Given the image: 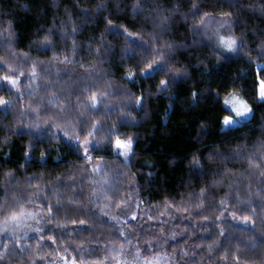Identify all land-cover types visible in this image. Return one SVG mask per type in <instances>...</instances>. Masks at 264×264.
<instances>
[{"label":"trees","instance_id":"obj_1","mask_svg":"<svg viewBox=\"0 0 264 264\" xmlns=\"http://www.w3.org/2000/svg\"><path fill=\"white\" fill-rule=\"evenodd\" d=\"M134 2L123 0V3ZM172 2L157 0L164 7ZM195 2L203 11L212 14L214 19L209 23L213 28L218 27L219 21L224 19L219 15L220 12H232L237 21L233 25L236 34L247 32L245 51L251 57H257L259 46L264 42V16L260 14L264 11V0H242L238 8L230 7V0ZM100 3L107 4L113 11H100L97 7ZM192 3L193 0H184L180 11L188 12ZM85 12H90L91 16L85 15ZM146 16L147 13L132 16L130 9H124L123 14H114L110 0H0V77L23 74L18 75L19 83L16 86L0 80V97L12 101V106L7 110L4 105H0V181H7L8 177L4 173L8 171L14 172L19 179L14 189L0 184V197L13 191L17 195H26L21 189L28 186V178L32 176H39L40 179L32 180L31 184H38L46 190L52 187L58 190L57 195L46 192L56 213L51 221L45 223L41 220L36 225L29 220L27 223L32 224L33 228L28 230L27 238H23V231L17 233L19 243L4 239V234L0 233V240L8 244L12 253L9 264H31L33 260L35 264H54L60 259H67V255L78 264L81 259L87 264H98V261L110 264L115 263L116 259L125 258L131 264L133 257L129 259L127 252L137 254L134 246L141 249L138 255L147 259L162 251L171 256L174 251L178 253L180 249H186L189 256H184L182 260L176 257L180 264H196L197 261L199 264H237L235 256L240 257L239 264H245V261L249 264H264V208L257 206L259 197L256 195L257 190L264 187V177L244 171L248 169L245 161L229 164L228 167L237 176L243 171L240 179L244 182L229 189V182L225 181L218 188L210 189L209 198L204 201L203 207L197 208L195 192L210 177L189 176L193 171L190 167L193 155L203 161L204 156L212 151V145L225 150V145L220 144L221 140L228 142L229 147L238 143L251 147L253 142L264 139V133L259 131L264 126L261 124L264 120V107H258L252 102L256 92L254 84L258 76L264 78V72L258 73L256 63H249L243 53L238 58L234 55L228 60L214 54V44L209 46L204 35L192 31L200 19L197 17L188 19L187 24L177 19L171 31L164 36L166 40L173 39L178 44L188 45L187 48L176 50L172 71L182 72L186 68L190 78L179 84L173 83L167 92H158L157 85L160 79L170 77L171 72L161 73L155 81L147 82L139 80L137 76L139 86L130 83L123 79V73L132 70L137 60H126L124 63L127 67H120V52L127 41L122 36L112 34L104 17L116 25H123L129 31L146 28L147 31L142 35L145 40H150L149 33L155 29L150 23H144ZM93 19L95 22H92ZM134 22L139 23L134 26ZM81 25L84 26L83 30L73 35V27ZM50 28L55 34L45 40ZM8 33L12 34L10 40ZM73 41L82 50L76 53L77 58L83 57V63L96 64L103 69L98 74L104 80L111 81L110 87L115 93L108 97V102L123 110L109 112L107 115L90 113L92 120H99L103 125L97 131L96 138L101 140L103 146L109 135L107 129L115 126L119 133L126 132L136 140L135 155L128 164L122 157L110 150L105 151L103 147L90 153L94 157H104L103 161L93 160V163L105 166L104 172L99 174L82 171L87 164L82 155L69 150L67 138L57 139L53 137V132L44 131L43 122L49 121L54 111H49L52 108L48 103L51 95L57 93L60 97L57 104L63 102L67 106L65 115H76L73 104L78 88L73 85V81L93 71L91 68L81 69L79 65H67L68 68L76 69L72 76L62 79L56 77L55 68L65 66L60 65L54 57L60 55L62 59V54H71ZM48 43L54 46L53 49H44L43 45ZM89 43L91 49L88 48ZM109 46L113 47V52L109 54L110 62L105 60L100 64V60L105 57L88 54L97 47L107 49ZM33 64L36 65L38 76L44 79L29 78ZM48 64L53 67L45 71ZM50 82L56 86L47 88ZM108 87V84H97V88ZM233 88L252 103L256 109V119L246 127H239L236 132H226L221 130L218 123L226 113L222 102H216L217 93L224 96ZM193 92L199 93V102L195 104ZM142 93L150 98L144 110L140 111L132 105L135 97ZM80 99L83 101L82 96ZM82 111L88 112L86 108ZM36 112L40 113L39 117ZM128 113H131V118L126 126H122L123 117ZM33 125H38V128ZM201 152L204 155H200ZM221 163L213 161L214 165ZM56 177H60L59 182ZM189 179L192 180L191 184L188 183ZM105 180L107 184H104ZM73 181H80L81 184L65 187ZM81 190V203H71ZM93 190L100 197V206L109 205L105 209L107 216L103 213L97 216L96 205L89 203L94 199L90 195ZM236 193H239L241 200L253 202L255 214L234 199ZM60 196L63 197L62 206L57 212L55 205ZM260 196H264V191L260 192ZM106 197H111V200ZM221 199L226 201L224 207L228 211L217 219L223 209L214 205ZM121 200L125 203L120 204ZM4 203L11 201L6 200ZM42 203V200H38L35 207L39 208ZM26 206L30 209L33 207ZM86 208H92L93 211L87 212ZM184 208L189 211H183ZM201 211L202 215L198 216L197 212ZM231 211H236L238 215L252 216L257 221L256 230L232 221L229 215ZM47 216L45 207L44 217ZM111 216H116L117 220L112 221ZM204 216L209 218L208 221L203 219ZM79 219L88 221V225L72 224V220ZM164 221L161 228V222ZM36 227L43 229L41 234H32ZM120 228L124 229L123 236L118 231ZM218 228H223V235ZM76 229H81L79 234ZM172 233L177 234L175 240L171 237ZM157 238H160L159 246ZM128 240H131V245ZM147 241L153 242L150 249ZM209 243H213L214 251L211 253L207 251ZM121 245L123 254L120 252ZM220 249L227 250V261H222ZM193 253L195 256H192Z\"/></svg>","mask_w":264,"mask_h":264},{"label":"snow or ice","instance_id":"obj_2","mask_svg":"<svg viewBox=\"0 0 264 264\" xmlns=\"http://www.w3.org/2000/svg\"><path fill=\"white\" fill-rule=\"evenodd\" d=\"M114 6V14H123L124 9H130L132 16H142L147 13V16L144 17V23L153 26L155 31L149 33L150 40H145L143 33L147 31L146 28H141L139 31H129L123 25H116L112 20L104 17L107 24L110 26L109 30L115 36H122L127 43L121 49L120 58H121V68L127 67L124 63L126 60H137V63L132 66V70L124 71L123 79L128 80L130 83L138 84L137 76L139 80L155 81L156 77L161 73L171 72L170 77L160 79L157 85L158 92H167L169 91L173 83L179 84L184 82L188 77L187 69L185 68L182 72L172 71V65L175 61V52L179 48H187L188 45L178 44L173 39H164L166 33L171 31L172 25L177 19L181 22L187 24L188 19H196V24L194 25L192 31L194 34H202L206 38V43L209 46L214 44L213 52L216 55L224 56L225 60L233 58L235 55L237 58L240 53H243L248 57L249 63H256L257 72H264V42H261L258 50L257 57H251L245 49L247 48V43L245 37L247 32H243L240 35H237L233 25L237 21L233 18L232 12H220L219 15L224 17L223 20L219 21V26L213 28L210 26V21L214 19L210 12L203 11L195 0L190 6L188 12H181L180 8L183 6L184 0H173V2L164 7L162 4L157 3V0H135L134 3H123V0H110ZM242 0H230V7L238 8L241 6ZM100 11H113L109 9L107 4L100 3L97 5ZM83 11V10H82ZM155 13V15H153ZM264 16V11L260 13ZM85 15L91 16L90 12H85ZM127 18V17H126ZM207 18V19H205ZM92 22H95L93 19ZM136 23L134 22V26ZM83 25L74 26L72 29V34L75 35L78 31L83 30ZM55 34L53 29H48L47 34L44 39L47 40L49 36ZM255 34V33H253ZM12 34L8 33V39H11ZM63 39V35L61 36ZM192 43H195L193 41ZM45 50L53 49L51 43L43 45ZM88 48L91 49V43H89ZM82 51L75 41L72 42L71 54H62V59L60 55L54 57L55 60L59 62L60 65L65 66L63 68L56 67L55 75L56 77L62 79L63 77H71L72 74L76 71L75 67L68 68L67 65H79L81 69L91 68L93 71L87 72L80 80L73 81V85L78 88V95L76 101L73 104L76 115H71L67 113V106L63 102L57 104V101L60 99L57 93H53L48 100V103L52 106L49 111H53L52 118L49 121L43 122L44 131L53 132L54 138H67L66 142L68 143L69 150L74 151L78 155H82L87 167L82 169L84 172L92 173H101L104 172L105 166L103 164H95L93 160H104L103 156H93L92 152H97L103 149L105 151H111L112 153L117 154L119 157H122L126 164L130 163V160L135 155L134 145L136 140L129 135L128 133H119L118 129L113 126L112 128L107 129L109 132L107 143L102 146L100 139L96 138V133L99 131L103 125H101L99 120H92L90 113H104L107 115L109 112L113 111H123L117 105H112L108 102V97L114 95L115 93L111 90V81L104 80L98 73L102 72L103 69L99 68L96 64H85L83 63V57L77 58L76 53ZM113 52V47L109 46L107 49H102L100 47L95 48L94 52L89 51V55H95L96 57H105V59L100 60V64H103L105 60H109V54ZM139 58V59H137ZM53 67L52 64H48L45 67V71H48ZM18 75H4L0 77V80L8 82L12 86H16L19 83ZM95 77V78H94ZM30 79H44L42 76H38L36 71V65H32V72ZM108 84V88H97V84ZM54 82H50L46 85L47 88L55 87ZM255 94L252 96V102L256 103L258 107H264V78H257ZM38 90V89H37ZM31 94V93H30ZM126 95H133L131 93H126ZM83 97L81 101L80 97ZM193 104L199 102V93L193 92ZM218 100L217 103H221L224 106V111L226 114L218 121L220 124L221 130L226 132H236L239 127H246L248 124H251L253 120L256 119V109L253 108L252 103L243 96L240 95L239 91L236 88H233L231 91L227 92L226 95L220 96L217 93ZM150 97L145 96L143 93L140 96L135 97V103L133 107L138 108L140 111H143L147 106L148 99ZM64 99H69L65 97ZM0 105H4L6 110L12 106V101L7 100L3 97H0ZM128 105L126 104L125 107ZM87 109L88 112L82 111V109ZM33 111H36L33 109ZM37 117L40 113L36 112ZM131 118V113H128L127 116L123 117L122 126H126L128 120ZM91 120V123L89 121ZM261 124L264 125V120L261 121ZM34 128H38V125H33ZM55 130V131H53ZM259 131L264 133V126H262ZM207 134V129H205ZM34 134V133H33ZM83 137V138H82ZM232 139H235L233 137ZM220 144L225 145V150H221L220 147L212 145V151L208 152L204 156V160L201 161L198 156L195 154L190 161V167L193 169L189 173V176L195 177H210V179L204 183L202 182L201 188L195 192L198 203H195V207L202 208L204 201L209 198V190L218 188L220 185L224 184L225 181H228L229 189L233 187H238L240 183L244 181L240 179L243 176V171L240 173V176H237L236 172L229 168L228 165L235 163L237 161H245L248 164V169L244 171H251L253 174H256L260 177H264V139H258L253 142L251 147L247 144H236L229 147L228 142L221 140ZM207 151V149H205ZM200 155H204L203 152ZM222 162L221 165H214L213 161ZM8 177L7 181H0V184H3L5 187H12L13 189L19 183V179L14 175V172L8 171L4 173ZM39 176L29 177V183L26 188L21 189L22 193L26 195H17L15 191L11 193H5L3 197H0V233L4 234V239H12L19 243V237L17 233L23 231L24 237L27 238V232L29 229L33 228L32 224L27 223L29 220L34 221L36 225L40 224L41 220H44L45 223H48L53 218H55L56 213L53 211V205L49 202L48 196L46 195L47 191L57 195L58 190L55 187L50 189H45L40 185L31 184L32 180H39ZM248 179V178H245ZM56 180L59 182L60 177H56ZM94 183H100L99 181H94ZM107 180L104 181V184H107ZM189 184L192 183V180L189 179ZM81 184L80 181H73L72 184H67L65 187H77ZM264 191V187L257 190L256 195L259 197L257 206L264 208V196H260V192ZM83 192L77 194V198L72 200L71 203L79 204L81 203L80 195ZM94 199L89 201L90 204H95V214L99 216L103 213L105 216L108 215L105 212V209L109 207L108 204L100 206L98 201L100 197L96 195L95 190L90 194ZM111 200V197H106ZM234 199L243 204L245 208L251 210L255 214V208L253 207V202L251 200L243 201L241 200L239 193H236ZM10 200L11 203H4V201ZM38 200H42L43 203L39 208L35 207ZM63 197H58L56 201V210L57 212L61 210ZM125 201L121 200L120 204H124ZM184 203V201H181ZM226 201L221 199L218 204L214 205L215 207L222 208L219 216H224V212L228 211L225 206ZM26 205H32V209ZM169 205H166L168 207ZM46 207L48 216L44 217V209ZM119 207V205H116ZM171 207H175L171 205ZM87 212H92V208H86ZM180 211V209H177ZM183 211L188 212V208H184ZM197 215H202L201 212H197ZM232 221H235L238 225H243L244 227H250L253 231L256 230L257 221L249 215H238L236 211H231L229 213ZM135 218V214H133ZM112 221H116V216H111ZM151 219V217H149ZM203 219L208 221V217L204 216ZM164 222H161V228ZM88 225V221L84 219L72 220V224L76 225ZM43 229L36 227L34 231L41 232ZM90 230V229H87ZM221 235L224 234L223 228L217 229ZM77 234L81 229H76ZM120 234L124 235V229H118ZM176 233H172L171 237L173 240L176 238ZM43 239V237H40ZM127 239V238H126ZM159 239L157 238L156 243L159 246ZM128 243L131 244V240H128ZM139 240L137 241V244ZM152 241H147L146 244L148 248H151ZM165 243L167 240L165 239ZM199 247V245H197ZM255 246V245H254ZM135 247V252L137 256L133 257L131 264H140L139 256L141 249L138 246ZM22 251V250H21ZM207 251L209 253L214 251L213 243L207 245ZM222 252V261L228 260V252L225 249H220ZM121 254H123V245L120 248ZM11 252L9 251V246L7 243L0 240V264H9ZM179 256L180 260L184 256H189V252L186 249H180L179 252H173L170 256L167 252L156 253L152 259L145 258L143 264H180V260L176 257ZM195 256V253L192 254ZM192 256L189 258L191 259ZM104 259H107L105 257ZM237 264H239L240 257H234ZM31 264H35V261H31ZM71 264H77V261L73 258ZM79 264H87L86 261L81 259ZM98 264H102V261H98ZM116 264H129L128 259L116 260ZM199 264V261L196 262ZM245 264H249L248 261H245Z\"/></svg>","mask_w":264,"mask_h":264},{"label":"rangeland","instance_id":"obj_3","mask_svg":"<svg viewBox=\"0 0 264 264\" xmlns=\"http://www.w3.org/2000/svg\"><path fill=\"white\" fill-rule=\"evenodd\" d=\"M240 93V92H239ZM240 95L242 96V94L240 93ZM244 98V97H243ZM134 201V200H133ZM42 233V231L41 232H36V231H34L33 230V232H32V234L33 235H39V234H41ZM129 245H131V244H129ZM161 254L163 253V251L162 252H160ZM168 253V252H167ZM169 254V253H168ZM135 256H137V254H134V253H132L131 251H128L127 252V257H129V259L130 258H132V257H135ZM139 256V255H138ZM153 256L154 255H152L151 257H150V259H152L153 258ZM73 257H71V256H69V255H67V259H60V260H58L57 262H54V264H71V262H72V259ZM139 258L141 259L140 260V263L141 264H143V260L145 259V258H141L140 256H139ZM117 260V259H116ZM78 264V263H77ZM106 264H109V263H106ZM110 264H116V261H115V263H110ZM162 264H163V262H162Z\"/></svg>","mask_w":264,"mask_h":264}]
</instances>
